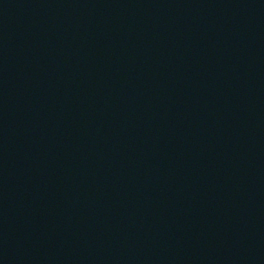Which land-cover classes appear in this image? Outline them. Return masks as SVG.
Returning <instances> with one entry per match:
<instances>
[{"label":"water","instance_id":"95a60500","mask_svg":"<svg viewBox=\"0 0 264 264\" xmlns=\"http://www.w3.org/2000/svg\"><path fill=\"white\" fill-rule=\"evenodd\" d=\"M0 264H264V0H0Z\"/></svg>","mask_w":264,"mask_h":264}]
</instances>
